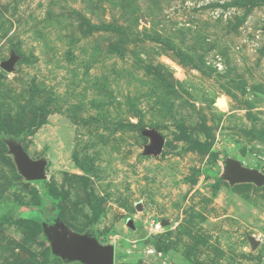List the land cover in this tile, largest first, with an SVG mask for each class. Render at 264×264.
I'll use <instances>...</instances> for the list:
<instances>
[{"label":"rangeland","instance_id":"1","mask_svg":"<svg viewBox=\"0 0 264 264\" xmlns=\"http://www.w3.org/2000/svg\"><path fill=\"white\" fill-rule=\"evenodd\" d=\"M238 168L264 173V0H0V264H90L60 228L113 264H264Z\"/></svg>","mask_w":264,"mask_h":264},{"label":"water","instance_id":"2","mask_svg":"<svg viewBox=\"0 0 264 264\" xmlns=\"http://www.w3.org/2000/svg\"><path fill=\"white\" fill-rule=\"evenodd\" d=\"M1 66L3 69L9 70L11 62L6 61L1 64ZM155 138L156 142L152 148L153 150H160L163 140L160 135H155ZM21 170L22 173L31 180H40L44 178L42 165L37 162H32L28 159L22 160ZM233 178L264 183V173L253 169L238 168ZM60 231L61 240L59 249L65 256L90 264L114 263V248L112 245L100 246L82 237L69 238L65 230L60 228Z\"/></svg>","mask_w":264,"mask_h":264}]
</instances>
